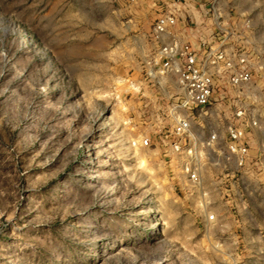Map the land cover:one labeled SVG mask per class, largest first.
I'll return each mask as SVG.
<instances>
[{"label":"rangeland","instance_id":"374dc122","mask_svg":"<svg viewBox=\"0 0 264 264\" xmlns=\"http://www.w3.org/2000/svg\"><path fill=\"white\" fill-rule=\"evenodd\" d=\"M223 4L264 65V0ZM155 16L146 0H0V264H264V166L211 159L193 185L157 145L178 85L150 65Z\"/></svg>","mask_w":264,"mask_h":264},{"label":"built area","instance_id":"2783aa9c","mask_svg":"<svg viewBox=\"0 0 264 264\" xmlns=\"http://www.w3.org/2000/svg\"><path fill=\"white\" fill-rule=\"evenodd\" d=\"M146 1L156 15L150 32L156 55L150 65L175 75L178 85V100L169 107L171 126L157 137V145L174 157L173 173L197 185L204 162L211 159L226 170L232 165L244 173L262 169L264 161H254L252 143L253 136L264 135V114L251 100L264 65L231 23L233 11L225 9L224 0ZM138 143L154 144L150 137Z\"/></svg>","mask_w":264,"mask_h":264}]
</instances>
